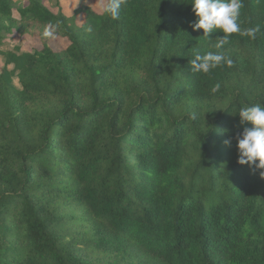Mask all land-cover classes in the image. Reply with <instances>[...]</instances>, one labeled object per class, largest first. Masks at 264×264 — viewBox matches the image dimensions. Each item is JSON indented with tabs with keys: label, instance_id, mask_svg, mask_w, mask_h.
Masks as SVG:
<instances>
[{
	"label": "trees",
	"instance_id": "trees-1",
	"mask_svg": "<svg viewBox=\"0 0 264 264\" xmlns=\"http://www.w3.org/2000/svg\"><path fill=\"white\" fill-rule=\"evenodd\" d=\"M26 3L0 0V264H264V170L236 140L240 108L264 105V0L240 10L255 35L219 50L191 0L116 19ZM13 31L42 47L3 49ZM208 51L233 66L193 72Z\"/></svg>",
	"mask_w": 264,
	"mask_h": 264
},
{
	"label": "clouds",
	"instance_id": "clouds-1",
	"mask_svg": "<svg viewBox=\"0 0 264 264\" xmlns=\"http://www.w3.org/2000/svg\"><path fill=\"white\" fill-rule=\"evenodd\" d=\"M126 0H102L100 7L103 13L113 19L119 17L122 5ZM192 10L197 19L192 23L193 30L203 29L204 36H210L216 30L223 33L213 47L222 49L228 43L233 33L241 36H254V29H242L238 20L243 0H191ZM45 36L51 35L45 30ZM233 60L221 51H208L203 55L197 54L190 61L191 70L197 73H209L211 70L226 65L233 66ZM220 84H215L211 91L218 92ZM241 124L250 123V127H244L243 132L237 137V162L247 164L253 172L264 170V105L259 103L250 106H242L239 110ZM225 144H231V140H225ZM260 177L264 178V171H260Z\"/></svg>",
	"mask_w": 264,
	"mask_h": 264
},
{
	"label": "rangeland",
	"instance_id": "rangeland-1",
	"mask_svg": "<svg viewBox=\"0 0 264 264\" xmlns=\"http://www.w3.org/2000/svg\"><path fill=\"white\" fill-rule=\"evenodd\" d=\"M102 0H97L96 2H92L89 0H44L46 6L49 7L51 11L54 13L62 12L66 16H73L75 10L81 5H89L94 8L96 11H101ZM13 14L18 18L20 8H23L27 3L26 0H13ZM77 21L80 23L82 21V17L80 15L77 16ZM49 45L54 49L64 48L67 45L65 39H58L54 42H50ZM18 47V50L21 51H31L33 49H39L42 47L40 40L31 35V34H19L17 31H13L12 34L8 36L5 40L3 49H15ZM5 65V59L0 54V68ZM7 68L12 69L13 64H8ZM14 83L16 86H19L17 79H14Z\"/></svg>",
	"mask_w": 264,
	"mask_h": 264
},
{
	"label": "crops",
	"instance_id": "crops-1",
	"mask_svg": "<svg viewBox=\"0 0 264 264\" xmlns=\"http://www.w3.org/2000/svg\"><path fill=\"white\" fill-rule=\"evenodd\" d=\"M89 1L96 2L97 0H95V1H93V0H89Z\"/></svg>",
	"mask_w": 264,
	"mask_h": 264
}]
</instances>
